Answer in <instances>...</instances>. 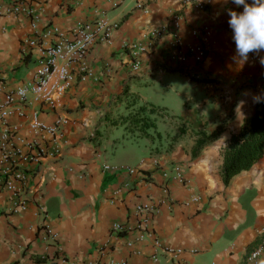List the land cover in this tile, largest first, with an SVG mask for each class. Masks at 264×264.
I'll return each mask as SVG.
<instances>
[{"label": "crops", "instance_id": "obj_1", "mask_svg": "<svg viewBox=\"0 0 264 264\" xmlns=\"http://www.w3.org/2000/svg\"><path fill=\"white\" fill-rule=\"evenodd\" d=\"M11 1L0 0V100L4 92L30 83L37 66V51L24 43L32 35L30 21L7 12ZM77 1L47 0L41 6L40 25L52 23L68 32L77 21L101 15L116 27L108 42H96L89 50L91 78L74 83L52 109L32 103L26 116L8 119L27 137H33L27 121L34 110L46 122L57 116L69 121L63 127L60 153L46 156L32 173L25 212L10 214V196L0 187V264H42V256H62L67 260L63 264H264V250L256 260L248 258L264 239V148L249 169L228 183L221 176L222 148L240 129L234 112L237 102L247 100L242 108L247 122L257 104L251 95L264 96V65L234 60L228 9L242 12L243 6L232 0H121L115 5L110 0ZM198 2L204 9L195 7ZM173 15L180 17L178 28L170 24ZM202 28L208 32L202 61L174 50V33L183 45L197 44L194 30ZM154 29L161 33L150 44ZM127 42L149 44L136 70L123 47ZM191 74L200 79L190 80ZM134 81L164 82L185 100L182 108L170 113L180 120L169 143H162L161 126L148 115L153 134L148 127L141 130L123 121L139 106V99H128L135 94ZM178 81L187 90L180 91ZM191 84L199 87L194 94ZM145 97L143 104L155 106ZM124 100L128 102L120 113ZM224 122L219 136L192 157L195 132L209 133ZM106 123L124 124L131 136L124 134L123 142L105 139L101 128ZM129 163L148 178L128 174L123 167ZM173 163L183 165L187 183L163 179V167ZM104 164L117 168L104 170ZM164 184L169 198L162 191ZM146 200L158 211L144 229L134 208ZM35 202L44 206L56 239L44 237ZM115 222L124 226L122 233L111 229Z\"/></svg>", "mask_w": 264, "mask_h": 264}, {"label": "built area", "instance_id": "obj_2", "mask_svg": "<svg viewBox=\"0 0 264 264\" xmlns=\"http://www.w3.org/2000/svg\"><path fill=\"white\" fill-rule=\"evenodd\" d=\"M82 0H78L80 3ZM114 5L121 0H110ZM47 0H12L7 6L9 14L25 15L30 21L31 36L24 43L27 49L36 50L37 66L30 83H24L15 89L4 92L0 100V187L5 189L10 196V214H19L27 210L29 204L30 180L35 168L42 166L46 156L56 157L65 143L63 127L68 119L57 116L52 122H46L39 116V111L34 110L30 114L27 124L29 132L33 137H27L19 133L18 126L11 124V116H26V108L32 103H38L48 109L55 107L58 99L76 82L85 81L93 76V71L88 64L89 50L96 42H108L111 32L116 24L110 23L103 16L92 20H79L68 32H64L58 25H40V13L42 5ZM196 8L204 9L200 2L195 3ZM180 17L173 15L170 24L179 27ZM199 37L197 44L183 45L177 34L174 33L172 47L178 53L185 52L194 62L203 60L208 44V32L205 28L195 29ZM160 29L152 30V37H157ZM149 44L143 42H127L123 45L131 57V67L136 70L141 63V53L147 49ZM262 56L255 53L250 54L248 61L260 63ZM190 80H199L200 76L191 74ZM104 170L116 169L115 166L103 165ZM123 169L131 175L141 179H147L148 174L134 166H125ZM162 176L164 180L176 181L180 184L187 183L183 165L173 163L163 167ZM127 186V184H126ZM162 191L169 198L165 184ZM196 200V197H194ZM35 216L40 219V224L46 239H56L57 234L46 223V210L41 203L35 202ZM135 214L142 219L141 227L146 228V221L158 211L152 200L140 201L135 205ZM111 229L115 232L123 231L124 226L115 222ZM131 244V243H129ZM154 244L159 247L160 243L154 239ZM264 250V239L250 252L249 259L256 260ZM167 251L174 252L173 248ZM42 264L67 263L66 258L60 256L57 259H47L42 256ZM154 259L155 256H154ZM69 263V262H68ZM75 264V263H72Z\"/></svg>", "mask_w": 264, "mask_h": 264}, {"label": "trees", "instance_id": "obj_3", "mask_svg": "<svg viewBox=\"0 0 264 264\" xmlns=\"http://www.w3.org/2000/svg\"><path fill=\"white\" fill-rule=\"evenodd\" d=\"M131 104H134V102ZM154 110L158 109L153 105H140L136 113L128 114L123 121L138 125L142 130L145 127L151 126L152 121L146 117V113L147 111L153 112ZM224 124L225 122L219 124L209 133L204 131L195 132L198 138L192 149V157H196L204 146L219 136L224 128ZM179 128L183 131V128ZM263 148L264 102H260L256 104L255 110L248 121L243 123V126L240 127L237 133L230 136L222 148L221 176L224 183H228L230 178L240 171L249 169L261 157ZM119 233H122V231H119Z\"/></svg>", "mask_w": 264, "mask_h": 264}, {"label": "clouds", "instance_id": "obj_4", "mask_svg": "<svg viewBox=\"0 0 264 264\" xmlns=\"http://www.w3.org/2000/svg\"><path fill=\"white\" fill-rule=\"evenodd\" d=\"M214 2L219 3L220 0H214ZM224 2L226 3L227 0ZM232 3L237 7L243 6L242 12L228 9L230 17L228 23L233 32L236 50L234 60L243 65L248 61L250 54L255 53L259 56L261 52H264V0H252L251 4L247 0H232ZM260 63L264 65V57L260 58ZM244 95L250 94L245 93ZM251 100L254 104L264 102V96L251 95ZM246 103L247 100L241 99L234 108L239 127L243 126L245 120L242 108Z\"/></svg>", "mask_w": 264, "mask_h": 264}, {"label": "rangeland", "instance_id": "obj_5", "mask_svg": "<svg viewBox=\"0 0 264 264\" xmlns=\"http://www.w3.org/2000/svg\"><path fill=\"white\" fill-rule=\"evenodd\" d=\"M177 86L180 91L187 90L181 81H178ZM132 89L134 90L135 94L131 95L128 98L129 100L132 99L131 97H135L137 100L139 99L140 101H138L139 102L138 105L140 106V105H143L144 101L142 99L144 98V96H146L145 98L148 102L154 104L155 106L161 107V111H164V113H166L165 115H162L158 113L156 110H154L153 112L147 111L146 115L149 116L148 118L152 120H156L159 123V126H161L160 131H162V136H163L161 137L162 143L164 144L166 142L169 143L171 139L175 136L174 135L175 132L176 131L178 132L177 126L179 125V120H180V117L178 116L173 117L174 115L170 113L174 110L178 111L180 108H182L183 105L185 104V100L181 98L180 96H178V94H175L173 90L166 87L164 85V82H160V81H155V82L153 81L151 83H144V82L139 83V81H134L132 83ZM189 89L194 94L195 90L199 89V87L191 84ZM126 102L128 101L126 100L123 101L122 110L120 111V113H122L125 110L124 107L126 105ZM137 108H136V111H137ZM136 111L132 113H136ZM174 118L178 123L177 122L175 123V120H172ZM163 121H166V122H163ZM148 129L149 131H151L150 133L152 134L154 133L153 127L149 126ZM101 130L105 136L104 137L105 139L107 137H110V138L116 137V138H119L120 142H123L122 136L124 134H128V136L131 134L128 130L125 129L124 124H121V123L120 124L106 123L103 125ZM107 149L109 150L110 147H108ZM129 165L133 166L132 163H129Z\"/></svg>", "mask_w": 264, "mask_h": 264}]
</instances>
